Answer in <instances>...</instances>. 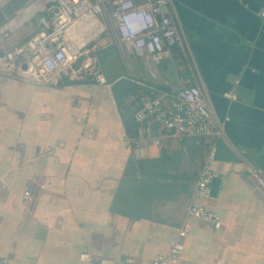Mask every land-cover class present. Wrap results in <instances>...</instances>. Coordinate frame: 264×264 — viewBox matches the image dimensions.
Listing matches in <instances>:
<instances>
[{"label": "crops", "instance_id": "crops-1", "mask_svg": "<svg viewBox=\"0 0 264 264\" xmlns=\"http://www.w3.org/2000/svg\"><path fill=\"white\" fill-rule=\"evenodd\" d=\"M95 1L108 12L115 2ZM170 1L185 46L156 79L107 34L89 46L105 85L87 75L54 86L0 75V264H150L184 229L187 264H264V206L244 180L250 166L264 173V0ZM36 4L0 26V53L40 29L47 13ZM191 86L225 123L207 202L194 199L204 144L162 136L157 124L161 146L144 158L127 143L138 96L168 105ZM194 204L225 228L190 219Z\"/></svg>", "mask_w": 264, "mask_h": 264}, {"label": "built area", "instance_id": "built-area-1", "mask_svg": "<svg viewBox=\"0 0 264 264\" xmlns=\"http://www.w3.org/2000/svg\"><path fill=\"white\" fill-rule=\"evenodd\" d=\"M13 1L0 0V11ZM40 1L41 12L47 13V17L40 19L42 29L13 49H4L0 53L1 76L37 86H54L65 78L87 75L105 85L107 79L89 46L107 34L116 41L125 60H141L150 77L156 79L159 68L171 57L172 50L185 46L182 30L171 17L170 0H146L144 4L137 0H115L111 12L95 0ZM40 1H32L29 8ZM101 15L106 21L101 20ZM0 31L4 34L5 30ZM227 97L234 99L235 95L229 93ZM135 122L136 137L128 138L127 143L138 159L145 157L148 147L161 146V138L154 136V124L159 126L162 136L205 145L206 159L196 181L194 199L209 201L219 151L217 142L225 135V123L213 121L202 89L199 86L184 87L171 97L168 105H164L162 99L144 97L135 114ZM244 180L264 206L263 171L250 166ZM4 188L8 190L6 186ZM41 189H44L43 185ZM33 201L32 192H25L24 202ZM187 216L207 223L217 231L225 228L222 217L205 206L191 205ZM187 232L188 229L180 231L169 252L157 256L150 264H187L183 257V239ZM82 258H88V255ZM125 264L136 262L128 259Z\"/></svg>", "mask_w": 264, "mask_h": 264}, {"label": "water", "instance_id": "water-1", "mask_svg": "<svg viewBox=\"0 0 264 264\" xmlns=\"http://www.w3.org/2000/svg\"><path fill=\"white\" fill-rule=\"evenodd\" d=\"M32 1L34 0H14L12 3H10L6 8L0 11V26H2L6 21L10 20L15 14L24 10L26 6ZM40 29H42V27H40ZM31 36L32 35L27 37L24 42L27 41Z\"/></svg>", "mask_w": 264, "mask_h": 264}, {"label": "trees", "instance_id": "trees-1", "mask_svg": "<svg viewBox=\"0 0 264 264\" xmlns=\"http://www.w3.org/2000/svg\"><path fill=\"white\" fill-rule=\"evenodd\" d=\"M141 98H142V97L138 96V97H137V102H138V101H141ZM143 98H144V97H143ZM121 101H122V100H121ZM123 102H124V101H123ZM136 132H137V127H136V125H134V126L132 125V126H131V133H130V135H129V138H132V139L135 138V137H136Z\"/></svg>", "mask_w": 264, "mask_h": 264}, {"label": "bare ground", "instance_id": "bare-ground-1", "mask_svg": "<svg viewBox=\"0 0 264 264\" xmlns=\"http://www.w3.org/2000/svg\"><path fill=\"white\" fill-rule=\"evenodd\" d=\"M40 3H41V1L38 2V4H36V5L34 6V8L39 7ZM16 21H17V20H16Z\"/></svg>", "mask_w": 264, "mask_h": 264}, {"label": "rangeland", "instance_id": "rangeland-1", "mask_svg": "<svg viewBox=\"0 0 264 264\" xmlns=\"http://www.w3.org/2000/svg\"><path fill=\"white\" fill-rule=\"evenodd\" d=\"M35 1H37V0H35ZM39 1H40V0H39ZM41 2H42V1H41ZM30 4H32V2H31ZM30 4L27 5L25 9H28V7L30 6Z\"/></svg>", "mask_w": 264, "mask_h": 264}]
</instances>
